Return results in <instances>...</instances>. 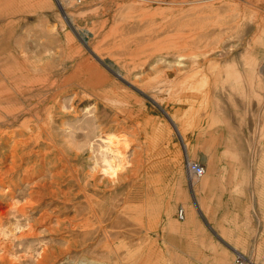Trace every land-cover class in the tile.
Returning <instances> with one entry per match:
<instances>
[{"label": "rangeland", "instance_id": "1", "mask_svg": "<svg viewBox=\"0 0 264 264\" xmlns=\"http://www.w3.org/2000/svg\"><path fill=\"white\" fill-rule=\"evenodd\" d=\"M2 91L0 264L264 263V0H0Z\"/></svg>", "mask_w": 264, "mask_h": 264}, {"label": "built area", "instance_id": "2", "mask_svg": "<svg viewBox=\"0 0 264 264\" xmlns=\"http://www.w3.org/2000/svg\"><path fill=\"white\" fill-rule=\"evenodd\" d=\"M59 8L61 9H77L81 8L91 0H54ZM186 171L190 182L193 184L199 181L206 174L205 167L195 161L187 160L186 162ZM183 210L179 211V219H183ZM236 263L237 264H264L261 261H258L256 257H247L242 253L236 254Z\"/></svg>", "mask_w": 264, "mask_h": 264}, {"label": "bare ground", "instance_id": "3", "mask_svg": "<svg viewBox=\"0 0 264 264\" xmlns=\"http://www.w3.org/2000/svg\"><path fill=\"white\" fill-rule=\"evenodd\" d=\"M64 11H65V9H64ZM18 84V83H17ZM18 87V86H17ZM21 87V86H20ZM12 90V89H11ZM14 92V91H13ZM6 91H2V92H0V96L1 97H4L5 95H6ZM21 94V93H20ZM25 94V93H24ZM19 100V99H18ZM17 100V101H18ZM14 102V101H13ZM16 102V101H15ZM23 104V103H22ZM3 105V104H2ZM19 106V105H18ZM20 107V106H19ZM24 107V106H23ZM19 109V108H18ZM22 110V109H21ZM16 111V110H15ZM31 112V110H24L22 113H30ZM16 113V112H15ZM17 114V113H16ZM12 116V115H11ZM1 123V122H0ZM29 171V170H28ZM27 171V172H28ZM28 175V174H27ZM74 197V196H73ZM34 200V199H33ZM37 201H29L28 203H26V206H33L34 204L35 205H37V204H39V202H40V199L38 200V199H36ZM41 201H42V199H41ZM183 210V209H182ZM26 210L25 209H21V212L23 213V215H26V212H25ZM183 212H184V210H183ZM79 213V212H78ZM184 217H185V214L183 213V219H184ZM182 219V220H183ZM72 220H74V218L72 219ZM70 221V220H69ZM45 258V257H44ZM39 264H45L44 263V260H42V261H40L39 262Z\"/></svg>", "mask_w": 264, "mask_h": 264}]
</instances>
